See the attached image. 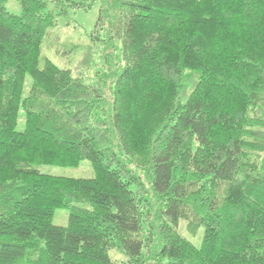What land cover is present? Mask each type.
I'll use <instances>...</instances> for the list:
<instances>
[{"label":"trees","instance_id":"16d2710c","mask_svg":"<svg viewBox=\"0 0 264 264\" xmlns=\"http://www.w3.org/2000/svg\"><path fill=\"white\" fill-rule=\"evenodd\" d=\"M6 1L0 264H264V0ZM95 1L101 69L44 56L58 16ZM83 159L94 177L35 167Z\"/></svg>","mask_w":264,"mask_h":264},{"label":"rangeland","instance_id":"374dc122","mask_svg":"<svg viewBox=\"0 0 264 264\" xmlns=\"http://www.w3.org/2000/svg\"><path fill=\"white\" fill-rule=\"evenodd\" d=\"M51 5V4H50ZM7 9L14 14L20 15L22 12L21 3L19 0H7ZM100 2L95 1L88 10L76 9L70 10L67 16H58L57 25L53 27L50 33L45 38L42 49L43 55L50 58L56 64L63 68L73 69L76 73L86 68L88 63L86 59L91 61V67L84 69L86 75H91L97 69H101L105 58L102 56L103 43L94 37V29L99 16ZM52 35V38H49ZM51 39V40H50ZM77 44V49L74 52H64L68 48L64 41ZM116 53H121L119 49ZM32 83L30 75L26 76L24 85V96L29 93ZM18 130L25 129V119L20 117ZM41 172L68 177H83L92 178L95 176V171L89 159H83L77 166H62L55 164H37L35 165ZM70 216V209L60 207L55 209L52 222L56 225L66 226ZM179 227L183 235L189 238L197 247H200L203 240L204 228L200 226L195 233H192L187 228L186 220L181 219ZM110 255L114 259L124 260L125 254L120 250H112Z\"/></svg>","mask_w":264,"mask_h":264}]
</instances>
